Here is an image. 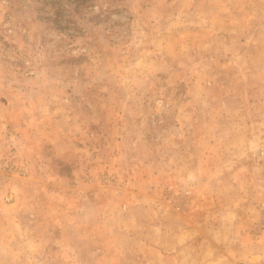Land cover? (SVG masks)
Segmentation results:
<instances>
[{
	"label": "rangeland",
	"instance_id": "obj_1",
	"mask_svg": "<svg viewBox=\"0 0 264 264\" xmlns=\"http://www.w3.org/2000/svg\"><path fill=\"white\" fill-rule=\"evenodd\" d=\"M0 264H264V0H0Z\"/></svg>",
	"mask_w": 264,
	"mask_h": 264
}]
</instances>
